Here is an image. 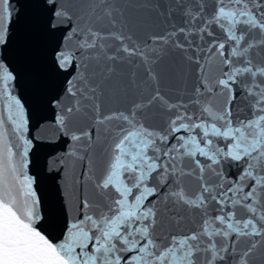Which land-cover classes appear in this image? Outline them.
I'll return each mask as SVG.
<instances>
[{
    "label": "snow or ice",
    "instance_id": "snow-or-ice-1",
    "mask_svg": "<svg viewBox=\"0 0 264 264\" xmlns=\"http://www.w3.org/2000/svg\"><path fill=\"white\" fill-rule=\"evenodd\" d=\"M0 264H264V0H0Z\"/></svg>",
    "mask_w": 264,
    "mask_h": 264
},
{
    "label": "water",
    "instance_id": "water-1",
    "mask_svg": "<svg viewBox=\"0 0 264 264\" xmlns=\"http://www.w3.org/2000/svg\"><path fill=\"white\" fill-rule=\"evenodd\" d=\"M58 150V149H57Z\"/></svg>",
    "mask_w": 264,
    "mask_h": 264
}]
</instances>
